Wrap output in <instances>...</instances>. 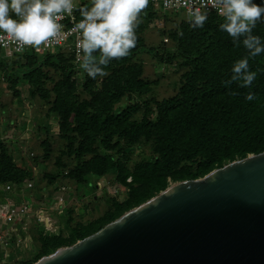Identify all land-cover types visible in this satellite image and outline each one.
Wrapping results in <instances>:
<instances>
[{
  "label": "trees",
  "instance_id": "16d2710c",
  "mask_svg": "<svg viewBox=\"0 0 264 264\" xmlns=\"http://www.w3.org/2000/svg\"><path fill=\"white\" fill-rule=\"evenodd\" d=\"M76 2L78 8L89 3ZM222 21L223 16L216 14H208L202 28L182 21L167 32L174 45L172 52L146 44L139 34V21L135 47L127 56L112 60L107 75L96 79L88 77L73 54L61 47L44 54H15L11 67L0 56V69L11 87L24 81L30 95L46 105V114L57 117L63 145L54 158L56 170L43 174L45 185L58 190L67 182L84 185L92 176L114 173L116 181L127 188L124 200L111 198L101 216L75 223L68 233L38 231L35 255L14 259L11 264H32L58 247L84 238L157 194L170 181L201 177L227 162L264 151V53L248 58L250 70L257 74L249 87H240L235 81L226 85L232 65L246 57L248 50L219 30ZM161 34L166 32L162 29ZM253 34L264 39V21L257 22ZM141 53L162 64L178 60L187 69L181 73L175 95L124 106L120 102L131 94L149 93L157 83L141 76L142 63L136 60ZM248 92L255 93L251 101L245 99ZM44 131L43 155L36 159L47 158L51 150L49 128ZM135 143L147 144L149 153L129 167L125 155ZM32 177L29 167L16 163L0 141V200L6 194H19L25 183L34 182ZM6 183L12 186L10 192L4 191ZM72 210L70 207L66 213Z\"/></svg>",
  "mask_w": 264,
  "mask_h": 264
},
{
  "label": "water",
  "instance_id": "95a60500",
  "mask_svg": "<svg viewBox=\"0 0 264 264\" xmlns=\"http://www.w3.org/2000/svg\"><path fill=\"white\" fill-rule=\"evenodd\" d=\"M33 264H264V151L175 181Z\"/></svg>",
  "mask_w": 264,
  "mask_h": 264
},
{
  "label": "clouds",
  "instance_id": "9594fccd",
  "mask_svg": "<svg viewBox=\"0 0 264 264\" xmlns=\"http://www.w3.org/2000/svg\"><path fill=\"white\" fill-rule=\"evenodd\" d=\"M223 21L218 24L234 43H242L248 55L234 62L231 78L226 85L237 82L249 87L256 79L250 70L248 58L264 53V39L253 34L258 21H264V0H216ZM149 0H90L79 7L81 19L74 24L80 35L77 48L82 52L80 67L87 76L96 79L107 75L106 68L114 59L127 56L135 47L142 11ZM74 0H0V32L14 38L23 46L38 48L55 37L62 29L65 15L72 16ZM205 0L201 7L190 13L193 27L202 28L208 19ZM255 93L248 92L245 99L251 101Z\"/></svg>",
  "mask_w": 264,
  "mask_h": 264
},
{
  "label": "rangeland",
  "instance_id": "374dc122",
  "mask_svg": "<svg viewBox=\"0 0 264 264\" xmlns=\"http://www.w3.org/2000/svg\"><path fill=\"white\" fill-rule=\"evenodd\" d=\"M86 1L90 2V0ZM184 20L190 22V17L182 9L166 10L147 7L142 11L139 18L141 24L138 29L139 34L146 44L156 46L165 52H172L174 45L172 40L168 38L167 32L177 28ZM162 29L166 34H161ZM0 56L6 57L2 60L6 61L8 67L12 66L13 56ZM136 60L142 63L141 76L149 81L157 80V83L153 84L149 93L141 96L131 94L127 100L121 101L120 104L125 106L127 103L137 101L150 104L155 100L176 94L180 86L181 73L187 69L186 66H181L178 60L172 64L158 63L146 53L139 54ZM74 76L76 77V74ZM10 84V81L3 77V70L0 69V141L10 149L16 163L29 167L32 178H34L33 183L46 184L43 174L56 170L54 158L63 145V140L58 136L57 117L53 113L46 114V105L40 98L30 95L28 84L24 81H19L15 89ZM44 127L49 128L51 150H49L47 158L36 159L37 155H43L44 149L41 146V141L47 134ZM148 148L147 144H133L125 155L127 165L132 167L135 161L148 156ZM65 160L67 163L69 162L68 158ZM106 175L101 190L93 191L91 195L86 197L89 198L88 200L85 197L84 199L81 198L80 200L83 202L79 200L80 196L77 194L80 202L74 204L72 212L57 215L59 220L66 221L64 228L60 229L61 232L68 233L75 223H86L101 216L107 209L111 198L122 201L127 197V188L116 181L115 174L107 173ZM173 182L175 181H170L169 184ZM80 188L84 194L92 191ZM67 220H71V222Z\"/></svg>",
  "mask_w": 264,
  "mask_h": 264
},
{
  "label": "built area",
  "instance_id": "2783aa9c",
  "mask_svg": "<svg viewBox=\"0 0 264 264\" xmlns=\"http://www.w3.org/2000/svg\"><path fill=\"white\" fill-rule=\"evenodd\" d=\"M207 4L206 10L208 14L221 15L218 12L216 0H205ZM76 7L73 10L72 16L65 15L64 19L60 21L63 25L61 31L53 38L42 43L38 48L31 46H21L18 41L8 36L5 33L0 32V55L13 56L15 54H21L26 51H31L36 54H44L54 48H65L69 50L73 56L75 62L79 61V57L82 56V52L77 48V41L80 35L77 31H74V24L78 22L82 17L79 15V8L74 1ZM148 6L154 8L160 7L162 9H182L187 15L194 9L201 7V0H149ZM34 184L32 181H28L21 187L19 193L20 200H15L14 196L6 195L5 199L0 200V264H10L7 251L10 247L23 244L22 238L18 234H13L15 228H22L25 225L27 216L30 214V206L25 197L24 191L31 190ZM12 186L10 183L4 185V191L10 192ZM64 186L58 189L63 192ZM63 197L60 195L57 198V202L61 204ZM36 221L38 225L43 224V217L40 214L36 215ZM23 225H22V224ZM44 230H46L44 228ZM43 230V231H44ZM45 232V231H44ZM11 261V262H10Z\"/></svg>",
  "mask_w": 264,
  "mask_h": 264
},
{
  "label": "crops",
  "instance_id": "0c3cea01",
  "mask_svg": "<svg viewBox=\"0 0 264 264\" xmlns=\"http://www.w3.org/2000/svg\"><path fill=\"white\" fill-rule=\"evenodd\" d=\"M74 1L76 2V0ZM106 177L107 175H104L103 177L92 176L84 185L72 182L64 183L63 185L65 189L63 192L56 189L51 191L52 188L48 185L33 183L34 186L31 190L24 191L25 197L30 206V214L27 216L25 221L26 224L23 225L21 223L23 227H17L13 231V234H18L24 243L16 247L12 246L8 249L7 255L9 260L12 261L18 258L31 257L36 252L38 246L36 242L37 232L41 230L43 231L45 228L46 230L44 231L46 233H57L60 229L64 228L66 221L63 222L59 220L57 215L65 213L68 208L73 207L74 204H78V201L81 198H86L88 195H91L93 191L101 190V186L103 185ZM79 186L92 191L84 194ZM77 194L80 196L79 200ZM60 195L63 197L61 204L57 202V198ZM92 195L95 197L94 194ZM5 197L6 196H4V199ZM14 198L18 201L20 200V195L16 194ZM88 199L89 198H86V200ZM37 214H40L43 217L42 225L37 224Z\"/></svg>",
  "mask_w": 264,
  "mask_h": 264
}]
</instances>
